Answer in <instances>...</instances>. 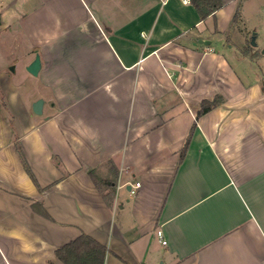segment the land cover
<instances>
[{
    "label": "crops",
    "instance_id": "1",
    "mask_svg": "<svg viewBox=\"0 0 264 264\" xmlns=\"http://www.w3.org/2000/svg\"><path fill=\"white\" fill-rule=\"evenodd\" d=\"M221 1L0 0V264H264V0Z\"/></svg>",
    "mask_w": 264,
    "mask_h": 264
},
{
    "label": "trees",
    "instance_id": "2",
    "mask_svg": "<svg viewBox=\"0 0 264 264\" xmlns=\"http://www.w3.org/2000/svg\"><path fill=\"white\" fill-rule=\"evenodd\" d=\"M189 1L197 9L203 20L213 15L223 7V2L221 0ZM237 17L238 13L235 16V20L237 19ZM222 104L223 98L221 96H217L213 101H203L201 104V109L198 112V117L210 112L211 110ZM21 158L23 160L27 172L32 177L33 181L37 184V181L33 173L31 172L25 158L22 155ZM35 209L37 210V212L49 218V215L43 210L41 205L35 206ZM106 254V247L101 245L95 239L86 234H82L77 239L64 245L56 251L58 259L63 264H104Z\"/></svg>",
    "mask_w": 264,
    "mask_h": 264
},
{
    "label": "water",
    "instance_id": "3",
    "mask_svg": "<svg viewBox=\"0 0 264 264\" xmlns=\"http://www.w3.org/2000/svg\"><path fill=\"white\" fill-rule=\"evenodd\" d=\"M253 45H255V41L252 42ZM13 70V69H12ZM27 70L30 74L37 76L41 70V59L39 56H36L35 60L27 67ZM43 100H38L33 105V111L36 114H42L43 112Z\"/></svg>",
    "mask_w": 264,
    "mask_h": 264
},
{
    "label": "rangeland",
    "instance_id": "4",
    "mask_svg": "<svg viewBox=\"0 0 264 264\" xmlns=\"http://www.w3.org/2000/svg\"><path fill=\"white\" fill-rule=\"evenodd\" d=\"M2 36H3V35L0 36V39H2ZM6 49H9V45H8L7 43H3V44L0 43V54H1V53H4V51H5ZM3 65H5L4 62H3L2 64H0V69L2 68ZM14 66H15V64L12 65L11 67H14ZM11 67H9V70L11 69ZM17 68H18V72L21 71V70H23L21 64H18Z\"/></svg>",
    "mask_w": 264,
    "mask_h": 264
},
{
    "label": "built area",
    "instance_id": "5",
    "mask_svg": "<svg viewBox=\"0 0 264 264\" xmlns=\"http://www.w3.org/2000/svg\"><path fill=\"white\" fill-rule=\"evenodd\" d=\"M185 2H189V0H185ZM136 186L139 187L140 184L138 183ZM129 193H130L131 196H135L137 194V189L136 188L135 189H132L131 188V190H130ZM158 236H159L162 244L166 245L167 244V241L165 239H163V233H162V231H158Z\"/></svg>",
    "mask_w": 264,
    "mask_h": 264
}]
</instances>
